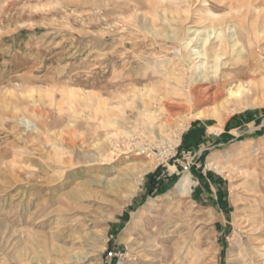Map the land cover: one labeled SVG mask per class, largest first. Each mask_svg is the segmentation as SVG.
Returning <instances> with one entry per match:
<instances>
[{
	"label": "rangeland",
	"instance_id": "rangeland-1",
	"mask_svg": "<svg viewBox=\"0 0 264 264\" xmlns=\"http://www.w3.org/2000/svg\"><path fill=\"white\" fill-rule=\"evenodd\" d=\"M231 15L245 57L192 64ZM196 121L207 132L187 149ZM263 251L264 0H0V264Z\"/></svg>",
	"mask_w": 264,
	"mask_h": 264
},
{
	"label": "bare ground",
	"instance_id": "bare-ground-1",
	"mask_svg": "<svg viewBox=\"0 0 264 264\" xmlns=\"http://www.w3.org/2000/svg\"><path fill=\"white\" fill-rule=\"evenodd\" d=\"M241 1H244V0H241ZM232 5H233V3L231 4V8H233ZM236 18H237L236 15H231L229 17H224V18L219 19V20L221 21V20H227L228 19V21H230L232 19V21H230L229 23L227 21L226 25H224L223 23H220L218 25V29H216L215 26L214 27H210L212 29V31H208L207 38L205 39L204 44L202 45L203 50L202 49L201 50L198 49V50H195L193 53H190V59H191V63L192 64L194 63V60L195 59L199 58V60H200V62L198 63L199 64V67L202 64L209 65V64L212 63L215 72H218V70H219V68H220L221 65H223V64L226 65L227 61H224V59H226V56L228 55L229 52H233L234 50H238L237 45L239 44V42L242 41L243 36H244V33H243L242 29H241V26H240L239 23H237ZM223 22H225V21H223ZM227 30L229 31L228 32L229 33L228 35L226 34L227 33ZM213 35H214V37H216L217 39H219L221 41L219 45H216V44H214L212 42V40H211L212 38L211 37ZM193 50H194V48H193ZM238 53H239L238 55H239L240 58L245 57L244 51L242 49H239L238 50ZM193 55H196V56L193 57ZM211 67H212V65H211ZM208 78H209L208 76L206 77V76H203L202 75L201 80H206ZM22 119L24 120V122L26 124L31 125L30 123H32V122H31L30 119H28V118L25 119V117L24 118L22 117ZM211 165L214 168H216L217 170H220L221 169V167L219 165H216L215 162L211 163ZM191 183H192V179L189 176V174L185 175L181 179V181H180V183L178 185L179 191L182 192V193H184V194H189L190 193V185H191ZM249 231H251V230L249 229ZM159 246H160V244H159ZM149 247L152 250L156 251V252L160 250V248L158 247V244L157 243H153L152 242V244H149ZM162 253H163V251H162ZM175 255L177 256V253L176 252H175ZM158 262H159V260L157 259L155 264H158Z\"/></svg>",
	"mask_w": 264,
	"mask_h": 264
},
{
	"label": "crops",
	"instance_id": "crops-1",
	"mask_svg": "<svg viewBox=\"0 0 264 264\" xmlns=\"http://www.w3.org/2000/svg\"><path fill=\"white\" fill-rule=\"evenodd\" d=\"M206 132L207 126L200 121H196V123L184 135L183 147H186L187 149H196L198 138ZM221 139L222 138H214V141Z\"/></svg>",
	"mask_w": 264,
	"mask_h": 264
},
{
	"label": "built area",
	"instance_id": "built-area-1",
	"mask_svg": "<svg viewBox=\"0 0 264 264\" xmlns=\"http://www.w3.org/2000/svg\"><path fill=\"white\" fill-rule=\"evenodd\" d=\"M183 167L185 170H189L190 169V164L189 163H183ZM109 255L112 257L113 256V252L110 251Z\"/></svg>",
	"mask_w": 264,
	"mask_h": 264
},
{
	"label": "trees",
	"instance_id": "trees-1",
	"mask_svg": "<svg viewBox=\"0 0 264 264\" xmlns=\"http://www.w3.org/2000/svg\"><path fill=\"white\" fill-rule=\"evenodd\" d=\"M159 169H160V168H157V170L153 173V175H152V179H155V178H156V176H157V174H158V172H159Z\"/></svg>",
	"mask_w": 264,
	"mask_h": 264
}]
</instances>
